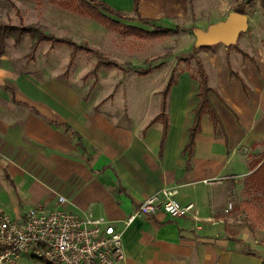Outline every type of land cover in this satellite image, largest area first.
I'll return each mask as SVG.
<instances>
[{
	"label": "crops",
	"instance_id": "0c3cea01",
	"mask_svg": "<svg viewBox=\"0 0 264 264\" xmlns=\"http://www.w3.org/2000/svg\"><path fill=\"white\" fill-rule=\"evenodd\" d=\"M99 1L136 15L134 0ZM226 4L210 25L226 20ZM188 6L189 0H140L139 14L175 30ZM250 33L240 37L238 50L223 44L202 50L199 65L216 120L202 115L190 149L199 71L171 69L159 83L152 71H134L138 82L153 77V85L139 88L132 79L136 89L124 90L120 77L136 66L124 72L116 62L102 63L93 72L99 82L86 90L73 72L84 51L69 67L74 49L65 45L72 51L62 50L69 56L63 74L21 70L0 56V212L17 221L33 208L105 219L123 234L120 264H264V207L245 200L243 218L234 212L237 193H260L250 178L264 164V27ZM174 72L167 117L160 118ZM164 189L194 209L180 219L159 211L130 220ZM20 264L49 263L23 256Z\"/></svg>",
	"mask_w": 264,
	"mask_h": 264
},
{
	"label": "rangeland",
	"instance_id": "374dc122",
	"mask_svg": "<svg viewBox=\"0 0 264 264\" xmlns=\"http://www.w3.org/2000/svg\"><path fill=\"white\" fill-rule=\"evenodd\" d=\"M248 1L250 2L246 13L251 15L248 31L250 30V34L254 36L256 35L254 30L257 27H264V12L262 1ZM76 2L72 0H0V26H35L44 33L52 34L58 38L71 39L79 46L93 49L94 53L92 54L85 52L80 54L79 63L77 62V65L74 64L73 67L77 83L87 90L89 87L95 88L99 82L98 77L93 73L94 70H101L102 63L108 62L120 64L121 67L126 68L124 72H132L129 70L130 65L138 67V71H136L138 73L152 71L154 75L158 76V83L171 69H174L178 74L185 70L198 74L199 59L203 49L196 47L197 37L194 31L198 28L207 30L210 22L214 21L218 7L226 2H229L226 7H229L231 12H238L242 0H189L188 18L175 27L174 33L159 37L126 29L117 33L94 18L76 11L74 9L77 8ZM127 17L128 19L123 20L117 17L114 19L119 20L124 26L148 32H152L155 28L153 24L139 22L133 13L127 14ZM104 32H107L108 37H103ZM32 43L33 40L29 35L24 36L20 44H16L14 40L10 39L5 43V55H3L12 58L14 64L21 70L36 72L50 70L54 74L65 72L69 56L67 57L68 54L62 50H67L69 53L72 51L71 48L65 45L51 48L52 43H47L42 44L38 51L31 56ZM108 44L119 50L109 47ZM212 48L215 47L208 49ZM229 49L238 50V45L229 46ZM118 72L120 71L118 70ZM136 72L129 74L128 78L120 77V81L124 82V90H134L136 87L146 89L153 85V77L150 79L141 78L139 79L141 81L138 82ZM85 74H87L86 78L83 77ZM132 79L137 84L136 87L131 83ZM245 200L252 201L256 207H264V193L241 191L237 193V209L234 212L242 218L245 215V208L243 204L239 206V203ZM228 211L233 212L229 207ZM255 223L259 224L257 220Z\"/></svg>",
	"mask_w": 264,
	"mask_h": 264
},
{
	"label": "built area",
	"instance_id": "2783aa9c",
	"mask_svg": "<svg viewBox=\"0 0 264 264\" xmlns=\"http://www.w3.org/2000/svg\"><path fill=\"white\" fill-rule=\"evenodd\" d=\"M176 195L177 191L162 190L145 200L130 220L159 211L174 219L186 217L194 205L183 206ZM23 256L49 264H120L126 259L122 232L105 219L33 208L17 221L0 212V264H20Z\"/></svg>",
	"mask_w": 264,
	"mask_h": 264
},
{
	"label": "trees",
	"instance_id": "16d2710c",
	"mask_svg": "<svg viewBox=\"0 0 264 264\" xmlns=\"http://www.w3.org/2000/svg\"><path fill=\"white\" fill-rule=\"evenodd\" d=\"M76 2L77 8H74L81 14L87 15L91 18H94L96 21L104 24V26L109 27L112 30L122 32V30L126 29L131 32H143L149 36L159 37V36H168L171 33H174L176 30L163 28L159 26H155L152 32L145 31L139 28H133L131 26H124L119 20L114 19L115 17L119 19H128L123 13L113 10L107 3L99 1V0H72ZM262 7L264 9V0H261ZM250 1L242 0L240 7L238 8V12L246 13V8ZM139 5L140 0H134V12L136 14L137 19L143 24H150L149 20L143 19L139 14ZM79 8V9H78ZM29 35L33 40L31 46V56H33L38 47L43 43H52V45H68L74 49V53L71 56L70 66H72L77 51H84L88 54L94 53L93 49H89L86 47L79 46L76 42L71 39L58 38L52 34L44 33L40 28L35 26H0V56L4 54L5 43L12 39L16 44H20L23 41L24 36ZM209 47H202L203 50H208ZM110 66V65H109ZM133 71H138V67H131ZM140 73V72H139ZM149 71L142 72L141 74H147ZM199 77H200V104L198 109L196 110V122L194 127L191 130V139L188 144L187 149H190L195 141V137L197 133L200 131L201 117L204 113H209L213 119L216 120L215 113L213 111L212 105L209 100V92L210 88L208 85V78L205 71L202 69V66L199 65ZM175 72L170 78L169 84L166 90L163 93V104H162V112L160 114V118H165L166 116V102L167 96L170 92L171 87L175 84ZM251 184L253 188L258 192L264 191V164L260 167V169L253 174L250 178Z\"/></svg>",
	"mask_w": 264,
	"mask_h": 264
},
{
	"label": "water",
	"instance_id": "95a60500",
	"mask_svg": "<svg viewBox=\"0 0 264 264\" xmlns=\"http://www.w3.org/2000/svg\"><path fill=\"white\" fill-rule=\"evenodd\" d=\"M249 29V17L246 13L233 11L226 20L212 24L207 30L196 29V47H214L220 44L226 47L236 45L242 34Z\"/></svg>",
	"mask_w": 264,
	"mask_h": 264
}]
</instances>
